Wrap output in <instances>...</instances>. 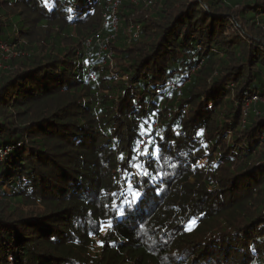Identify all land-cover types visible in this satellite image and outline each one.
<instances>
[{
	"label": "trees",
	"instance_id": "obj_1",
	"mask_svg": "<svg viewBox=\"0 0 264 264\" xmlns=\"http://www.w3.org/2000/svg\"><path fill=\"white\" fill-rule=\"evenodd\" d=\"M114 1L0 0V264H264V0Z\"/></svg>",
	"mask_w": 264,
	"mask_h": 264
},
{
	"label": "rangeland",
	"instance_id": "obj_2",
	"mask_svg": "<svg viewBox=\"0 0 264 264\" xmlns=\"http://www.w3.org/2000/svg\"><path fill=\"white\" fill-rule=\"evenodd\" d=\"M133 2H134V0H133ZM0 49L2 52L1 58L3 59V60L0 59V70H3V69H6L5 67L8 66V62H6V61L13 59L17 54L13 53L12 49L10 50V48H8L7 45H5V44L1 45ZM263 100H264V98L258 97V101H263Z\"/></svg>",
	"mask_w": 264,
	"mask_h": 264
},
{
	"label": "built area",
	"instance_id": "obj_3",
	"mask_svg": "<svg viewBox=\"0 0 264 264\" xmlns=\"http://www.w3.org/2000/svg\"><path fill=\"white\" fill-rule=\"evenodd\" d=\"M134 1H136V0H134ZM151 1L152 0H147L148 3H151ZM118 2H119V0H115L114 1L113 11H112V15H111L112 23H113L114 26H116V22H117L114 12H115V7L118 4ZM256 101H258V96L257 95H254L251 98L246 100V102H245V113H246L247 106L249 104L253 103V102H256ZM7 151H8L7 148L0 149V157H3L7 153Z\"/></svg>",
	"mask_w": 264,
	"mask_h": 264
},
{
	"label": "snow or ice",
	"instance_id": "obj_4",
	"mask_svg": "<svg viewBox=\"0 0 264 264\" xmlns=\"http://www.w3.org/2000/svg\"><path fill=\"white\" fill-rule=\"evenodd\" d=\"M145 154H147V153H145ZM137 167H139V166H137ZM143 174H147L146 172L145 173H143ZM113 196H115L116 195V193H113L112 194ZM134 197L135 198H138L139 197V193L137 192V193H134ZM115 203V202H114ZM117 207H118V205H117ZM112 225H111V222L109 221L107 224H104L103 222L102 223H100V225H99V227H100V230L101 231H103L106 227H111Z\"/></svg>",
	"mask_w": 264,
	"mask_h": 264
}]
</instances>
